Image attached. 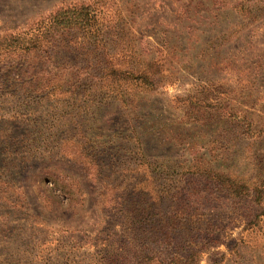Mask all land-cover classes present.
Here are the masks:
<instances>
[{
	"label": "rangeland",
	"instance_id": "obj_1",
	"mask_svg": "<svg viewBox=\"0 0 264 264\" xmlns=\"http://www.w3.org/2000/svg\"><path fill=\"white\" fill-rule=\"evenodd\" d=\"M94 1L0 0V33L26 30L63 5ZM125 1L102 0L119 35L142 48L175 45L180 55L173 73L163 72L155 85L123 81L136 88L129 99L132 91L104 92L99 78L77 70L86 59L100 68L102 54L78 56L64 47L53 61L41 59L35 76L0 70V264H164L191 254L193 264H264V204L254 196L233 204L214 183L177 174L201 157L239 182L264 179V0H134L138 18L117 22L114 9ZM63 67L66 86L53 80ZM47 74H55L51 93L30 85ZM190 99L240 121L221 114L195 123ZM145 160L170 169L152 178ZM134 169L139 188L199 189L183 197L193 207V197L211 198L199 199L207 206L197 211L203 224L188 218L172 238L137 234L125 218L136 205ZM115 195L126 199L124 214L110 202ZM170 203L162 202L158 217L169 220Z\"/></svg>",
	"mask_w": 264,
	"mask_h": 264
},
{
	"label": "trees",
	"instance_id": "obj_2",
	"mask_svg": "<svg viewBox=\"0 0 264 264\" xmlns=\"http://www.w3.org/2000/svg\"><path fill=\"white\" fill-rule=\"evenodd\" d=\"M98 4V5H97ZM137 2L134 0H126L123 7L117 6L114 11L117 13V22L124 21L125 18L131 17L134 20L138 18L136 12ZM64 6V5H63ZM57 10L55 13H51L42 19L37 20L36 23L31 24L26 30L17 31V33H0V61L2 62L0 67L4 73H12L16 70L26 74L28 77L35 76L37 71V65L41 59L56 58L57 52H60L61 48H68L71 51H77L78 56H87V52L90 51L98 55L100 52L101 58L97 61L100 64L97 65L90 59H86L85 69L81 70V73L86 79L91 81L96 77L99 78L98 87L104 92H113L115 95L121 94L126 96L127 91L130 92L129 96L125 99L135 96L134 90L130 85H123V81L143 80L149 85H155L156 77L162 76L163 72L170 71L173 73L181 62L180 55L176 52L175 45L161 46L159 43L152 49L140 47L135 40L119 35L118 30L114 27L113 12L108 14L104 6L105 3L102 0L86 3H79L74 5H67ZM112 40L116 42L113 47H109V42ZM84 43L90 44V46L83 45ZM33 58V59H32ZM50 61V60H48ZM58 61H55L57 64ZM3 66H5L3 70ZM56 65L55 68L57 67ZM62 71H57V75H60V79H53L55 74H47L45 78L37 82H30L34 88L42 89L43 93H51L55 86L51 85L50 79L52 78L57 83L64 80L66 67L59 68ZM13 70V71H12ZM96 71H99L98 73ZM47 70L45 71V73ZM108 78H111L108 83ZM44 81L45 83H42ZM89 83L92 85L93 82ZM65 80L60 86H66ZM86 86L84 91L92 92L93 86ZM89 90V91H88ZM112 98V97H110ZM207 99V96H206ZM207 100L200 102H194L189 100V106L191 111V118L195 123L209 124L214 119H223V115L229 116L230 120L240 121V116L233 112H224L217 109L209 111L210 106L207 104ZM264 135V134H262ZM261 135V136H262ZM143 149V145L140 141L137 142L136 149ZM144 155L142 159H146ZM146 164L145 169L142 170L145 176L148 173H152V178L157 177L161 168L169 170L167 163L164 161L154 164L151 161H144ZM151 168V170H150ZM177 169V167H175ZM178 175L182 177L196 178L197 176L203 179L204 183H214L215 186L221 191L224 196H227L229 201L233 204L242 202L245 198L254 196V202L257 201L260 204H264V179L256 185H249L239 182L231 173L223 170L213 168L207 161L200 158H194L188 165H185L183 171H178ZM188 175V176H185ZM143 176V177H144ZM181 177V178H182ZM137 169L133 170L131 183L132 191V209L125 211L122 208L124 201L118 195H115L110 202L121 212L125 213L127 219L126 224L131 225L132 228L138 232L137 234H143L145 232H152L156 238L160 234L162 236L171 235L176 229H180L181 224L188 218H196L195 225L202 223L201 216L204 213H199L205 206L199 199L209 197L199 195L192 199L199 201V207H193L186 199L183 201V197H188L196 192H201L199 189H191L187 187L185 192L177 190V186L167 185L162 187L160 191L157 189L139 188L141 180L139 179ZM146 180V178H145ZM177 183V179L172 181ZM205 191H210L208 184H205ZM215 199V198H214ZM163 201H170V208L173 210L166 220L165 217L159 216L158 213L161 210ZM196 203V202H193ZM162 204V205H161ZM188 207V208H186ZM194 209V210H190ZM210 209V208H206ZM190 210V211H189ZM203 224V223H202ZM253 224H256L254 222ZM210 225V224H209ZM196 229L200 228L195 226ZM211 228V226L209 227ZM202 230V229H200ZM142 238V236H141ZM145 238V237H143ZM197 254L189 255V257L175 255L171 260L164 261V264H193Z\"/></svg>",
	"mask_w": 264,
	"mask_h": 264
}]
</instances>
